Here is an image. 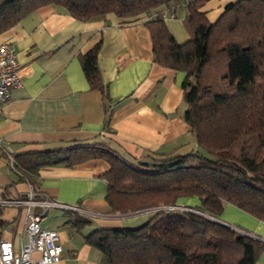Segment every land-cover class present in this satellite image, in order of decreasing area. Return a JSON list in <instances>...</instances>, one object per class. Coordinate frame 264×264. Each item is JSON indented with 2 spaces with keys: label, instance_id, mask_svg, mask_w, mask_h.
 I'll return each mask as SVG.
<instances>
[{
  "label": "trees",
  "instance_id": "obj_1",
  "mask_svg": "<svg viewBox=\"0 0 264 264\" xmlns=\"http://www.w3.org/2000/svg\"><path fill=\"white\" fill-rule=\"evenodd\" d=\"M179 1L0 0V33L46 4L62 5L83 20L107 13L136 20ZM206 1L186 3L190 38L184 42L163 14L145 20L155 61L186 72L184 118L196 150L129 160L103 145H77L16 155L13 169L33 185L42 166L106 159L110 168L102 176L114 213L199 199L196 211L163 208L138 227L97 228L86 235L104 264H259L264 241L214 218L231 203L264 221V0L230 2L214 22L201 10ZM99 48L98 43L82 57L93 87L101 86ZM73 215L68 221L75 228L89 221Z\"/></svg>",
  "mask_w": 264,
  "mask_h": 264
},
{
  "label": "crops",
  "instance_id": "obj_2",
  "mask_svg": "<svg viewBox=\"0 0 264 264\" xmlns=\"http://www.w3.org/2000/svg\"><path fill=\"white\" fill-rule=\"evenodd\" d=\"M188 1L162 5L136 20L115 13L83 20L62 5L46 4L2 31L0 43H12L15 48L22 85L12 88L0 108V138L18 155L77 145H103L129 160L196 150L191 126L184 118L186 72L155 61L145 24L146 19L163 14L176 39L188 40L184 23ZM233 1L207 0L201 10L214 22ZM98 43L101 86L93 87L82 57ZM109 168L104 158L71 166L45 165L38 169L33 185L0 154V201L26 197L35 190L55 201L79 206L83 212L50 207L43 216L42 225L60 233L63 253L57 264H104L100 249L89 244L86 235L97 228L138 227L152 215L112 212L106 200L108 184L102 176ZM199 202L197 197H184L177 204L194 208ZM28 208H0V239L13 241L16 248L28 240ZM31 209L43 210L38 205ZM74 213L89 220L81 229L68 221ZM219 220L264 241V221L231 203L226 204ZM34 256H39L38 252ZM259 264H264V250Z\"/></svg>",
  "mask_w": 264,
  "mask_h": 264
},
{
  "label": "built area",
  "instance_id": "obj_3",
  "mask_svg": "<svg viewBox=\"0 0 264 264\" xmlns=\"http://www.w3.org/2000/svg\"><path fill=\"white\" fill-rule=\"evenodd\" d=\"M22 85V68L12 43H0V108L10 98L13 87ZM0 154L6 157L12 168L16 167V151L0 138ZM38 198H35L37 197ZM0 205L29 206L25 221L28 240L20 248H16L13 241L0 239V264H57L62 259L63 246L60 233L57 229L46 228L42 225L43 216L50 207L83 212L82 208L75 205L55 201L45 195L31 190L26 197H12L0 201ZM31 205L43 208L36 212ZM168 206H151L144 210L155 212ZM174 207V206H173ZM175 207H178V205ZM174 207V208H175ZM142 211V210H141ZM39 256L35 257L34 253Z\"/></svg>",
  "mask_w": 264,
  "mask_h": 264
},
{
  "label": "rangeland",
  "instance_id": "obj_4",
  "mask_svg": "<svg viewBox=\"0 0 264 264\" xmlns=\"http://www.w3.org/2000/svg\"><path fill=\"white\" fill-rule=\"evenodd\" d=\"M164 206H167V205H164ZM173 206L175 207V205H173ZM173 206H168L167 208H174ZM146 208H148V207H146ZM146 208H144V209H146ZM144 209H142V211L141 210L140 211L138 210V211H132V212L122 213V214H133V213H139V212L140 213H143V212L149 213L147 210H144ZM175 209L196 211V209H194V208L185 207V206H178V207H175ZM150 213H152V212H150Z\"/></svg>",
  "mask_w": 264,
  "mask_h": 264
},
{
  "label": "water",
  "instance_id": "obj_5",
  "mask_svg": "<svg viewBox=\"0 0 264 264\" xmlns=\"http://www.w3.org/2000/svg\"><path fill=\"white\" fill-rule=\"evenodd\" d=\"M215 220H217L218 222H221V223H224V222H222L221 220H219V219H216V218H214ZM231 227H234V226H231ZM235 228V227H234Z\"/></svg>",
  "mask_w": 264,
  "mask_h": 264
}]
</instances>
